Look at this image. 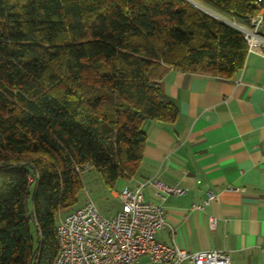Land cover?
<instances>
[{
	"label": "trees",
	"instance_id": "trees-1",
	"mask_svg": "<svg viewBox=\"0 0 264 264\" xmlns=\"http://www.w3.org/2000/svg\"><path fill=\"white\" fill-rule=\"evenodd\" d=\"M254 2L0 0V264H54L81 175L136 172L143 123L177 116L167 70L236 75Z\"/></svg>",
	"mask_w": 264,
	"mask_h": 264
},
{
	"label": "crops",
	"instance_id": "crops-1",
	"mask_svg": "<svg viewBox=\"0 0 264 264\" xmlns=\"http://www.w3.org/2000/svg\"><path fill=\"white\" fill-rule=\"evenodd\" d=\"M161 86L177 116L143 123L142 158L124 187L152 180L185 191L160 199L153 187L142 190L145 201L165 210L160 243L226 251L231 264H264V51L247 53L230 79L169 69ZM208 191L215 199L192 210ZM137 264L151 263L142 257Z\"/></svg>",
	"mask_w": 264,
	"mask_h": 264
},
{
	"label": "built area",
	"instance_id": "built-area-1",
	"mask_svg": "<svg viewBox=\"0 0 264 264\" xmlns=\"http://www.w3.org/2000/svg\"><path fill=\"white\" fill-rule=\"evenodd\" d=\"M263 4L264 0H255L254 8L260 12L247 16L245 23H232L242 34L247 53L264 51ZM146 186L153 187L160 199L185 193L183 189L152 180L133 189L125 186L116 194L119 209L110 218L104 217L86 195L83 205L59 213L57 217L58 251L54 264H137L142 257L151 264H231L226 251L192 253L157 241V232L166 226V214L160 205L144 200L142 190ZM214 199L215 195L208 191L206 200L194 204L192 210L203 211ZM209 226L214 228L215 219H209Z\"/></svg>",
	"mask_w": 264,
	"mask_h": 264
},
{
	"label": "rangeland",
	"instance_id": "rangeland-1",
	"mask_svg": "<svg viewBox=\"0 0 264 264\" xmlns=\"http://www.w3.org/2000/svg\"><path fill=\"white\" fill-rule=\"evenodd\" d=\"M198 7V6H197ZM199 8V7H198ZM82 188L76 196L75 207L81 206L86 200V195L94 202L99 212L107 218L112 217L119 209V203L114 198L113 193H119L125 184V180L120 178L112 189L107 188L100 174L95 169H89L81 175ZM34 190V185L30 187V193ZM32 202L29 200V207Z\"/></svg>",
	"mask_w": 264,
	"mask_h": 264
},
{
	"label": "water",
	"instance_id": "water-1",
	"mask_svg": "<svg viewBox=\"0 0 264 264\" xmlns=\"http://www.w3.org/2000/svg\"><path fill=\"white\" fill-rule=\"evenodd\" d=\"M189 1V0H188ZM201 8V7H200ZM202 10H204V9H202ZM206 12H208L209 14H211V15H213V16H215V17H217L216 15H214V14H212L211 12H209V11H207V10H205ZM217 18H219V17H217ZM233 25V24H232Z\"/></svg>",
	"mask_w": 264,
	"mask_h": 264
}]
</instances>
